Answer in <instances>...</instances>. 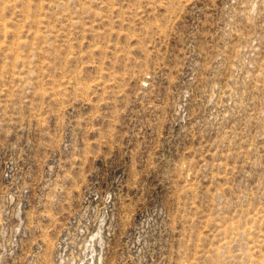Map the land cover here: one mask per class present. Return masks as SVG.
<instances>
[{
	"label": "rangeland",
	"instance_id": "374dc122",
	"mask_svg": "<svg viewBox=\"0 0 264 264\" xmlns=\"http://www.w3.org/2000/svg\"><path fill=\"white\" fill-rule=\"evenodd\" d=\"M0 264H264V0H0Z\"/></svg>",
	"mask_w": 264,
	"mask_h": 264
}]
</instances>
